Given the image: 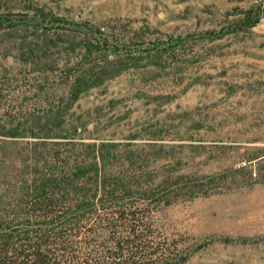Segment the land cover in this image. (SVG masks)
<instances>
[{
    "label": "rangeland",
    "instance_id": "1",
    "mask_svg": "<svg viewBox=\"0 0 264 264\" xmlns=\"http://www.w3.org/2000/svg\"><path fill=\"white\" fill-rule=\"evenodd\" d=\"M54 160L146 176L182 264H264V0H0V191Z\"/></svg>",
    "mask_w": 264,
    "mask_h": 264
},
{
    "label": "trees",
    "instance_id": "2",
    "mask_svg": "<svg viewBox=\"0 0 264 264\" xmlns=\"http://www.w3.org/2000/svg\"><path fill=\"white\" fill-rule=\"evenodd\" d=\"M51 165L26 189L9 184L0 191V264L188 260L192 251L168 235L160 218L166 201L146 176L118 172L92 180L60 170L59 160Z\"/></svg>",
    "mask_w": 264,
    "mask_h": 264
}]
</instances>
